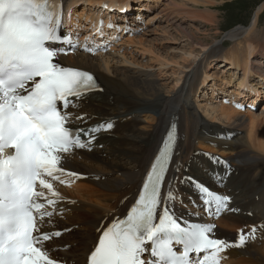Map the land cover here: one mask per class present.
Masks as SVG:
<instances>
[{"label": "bare ground", "instance_id": "1", "mask_svg": "<svg viewBox=\"0 0 264 264\" xmlns=\"http://www.w3.org/2000/svg\"><path fill=\"white\" fill-rule=\"evenodd\" d=\"M70 1L74 4L80 2V10L82 12L85 10V15L89 17L94 16L89 11L93 5L96 11H101L100 5H96L100 0ZM104 1L107 8L114 9L123 7L127 2V0ZM134 2H137L139 11L132 13L134 17L131 14V17L124 19L125 22L123 25L120 24L121 30L118 35L130 26L137 29L139 26L135 27L136 19H140L141 11L146 9L150 12L148 21L152 19L156 22L164 21L168 28L173 27L174 32L185 36L186 32L183 31L186 30H182L180 23L189 12L183 9V5L211 4L210 0H167L161 13L159 0ZM104 13L108 14L107 11ZM190 13L200 22L206 23L200 14L191 10ZM114 16L119 18L115 14ZM258 17V12H255L250 23L251 28L256 24ZM214 18V16L208 17V23H211L209 25L213 24L210 20ZM249 30L244 32L245 38L236 46L224 52L223 60L218 63L216 61L219 52L211 50V47L219 50V46L208 43L209 39L204 43L197 42L201 45V53L205 56L200 63L195 64L175 63L176 65L172 66L168 56L161 57V54H154L142 48L141 50L146 51L151 58L141 64L135 56L142 60L144 57L142 51L138 53L134 48L125 47L123 40L112 49L114 52L111 54L105 51H102L104 53L89 52L85 46H82L66 57V64L94 72L101 87L100 91L92 92L80 101L76 115L83 114L85 119L75 122V127H81L85 121L87 123L84 126L114 120L115 126H119L115 129L120 131L112 130L104 135L99 134L97 142L93 144H101L102 149L73 150L67 156L65 171L58 172L64 177V184L69 185L66 192H63L64 189L61 187L57 189L56 186H52L61 197L57 207L58 210H63V214L53 217V224H46L43 230L70 228L59 239L47 243L48 247H56L57 251L53 255L61 258V264H83L86 254L94 244L98 229L105 228L109 220L123 213L130 204L136 186L150 162L152 153L161 139L162 130L166 128L171 115L179 118L181 122L178 128L176 155L166 174L169 180L167 191L171 188L173 193L175 192V198L171 201L173 205L182 209L186 215L196 216L203 224H214L216 237L230 242L238 240V228L257 222L264 223V111L260 109L258 111L256 108L257 103L264 96L262 88L264 71L260 67L264 65V42L249 38L246 35ZM239 33L238 28H232L224 36L231 38ZM133 40L126 38V42L130 44H134ZM138 40L144 46L145 40L140 39V36ZM179 44L182 45L179 58L185 61L193 55L190 52L194 49V44L189 36L180 39ZM258 54L261 58H258ZM248 67L252 86L246 85L247 82L242 81V75L240 76V71ZM210 68L216 69L217 72L221 68L223 70L215 76L208 73ZM218 80L221 81L220 84ZM209 81L211 85H208ZM225 81L235 87L230 89L221 87ZM205 85L211 88V95L219 90L220 97L215 96L211 99L212 96L200 95L206 91ZM244 86L246 91H253L257 96L242 91ZM239 93H242V96L236 95ZM225 96H229L228 101L235 100L241 106L249 104L254 106L256 112L243 107V110L235 109L237 105L234 108L228 103H223L222 98ZM216 159L220 162L216 163ZM229 162L232 163V167L236 166L232 175L229 173L232 168ZM243 170L248 172L253 181L244 193L247 198L244 205L241 200L235 201L236 194L231 192L234 189L232 184L225 187L223 192L222 189L220 190L230 197L229 208L236 206L240 211L247 210L248 213L253 214L252 217H249L247 212L210 215L209 211L194 208L192 201L190 203L193 207L186 205L185 198L180 196V194H190V200L195 203L200 197L196 188L192 187V180L198 181L200 178L207 180V175L210 174L208 178L222 186L225 172L228 174V179L232 180ZM69 172L77 175H69ZM225 181L227 185L226 178ZM200 184L212 191L220 192L207 181H201ZM39 189L48 197L51 196L48 189L41 188L40 185ZM78 195L84 196L86 200L77 202L75 197ZM185 206L187 210L184 209ZM259 233V237H262L261 241L248 239L243 248L227 249L224 255L226 262L264 264V231Z\"/></svg>", "mask_w": 264, "mask_h": 264}, {"label": "snow or ice", "instance_id": "2", "mask_svg": "<svg viewBox=\"0 0 264 264\" xmlns=\"http://www.w3.org/2000/svg\"><path fill=\"white\" fill-rule=\"evenodd\" d=\"M61 27L59 0H0V264H61L53 255L56 247L46 242L62 232L43 230L53 224L61 197L43 177L58 179L54 174L65 171L74 149L91 150L96 134L113 127L110 120L95 127L71 126L85 119L76 111L98 85L89 71L59 61L61 50L50 45L66 39L59 34ZM175 139L173 125L135 203L125 217L98 229L86 264H220L227 249L243 248L249 238L255 239L240 230L238 240L230 242L216 237L214 224L182 226L177 221L168 206L173 191L162 192ZM5 148L12 154L5 156ZM37 181L56 199L38 191ZM193 183L210 215L226 208L229 197ZM199 253L204 255H190Z\"/></svg>", "mask_w": 264, "mask_h": 264}, {"label": "rangeland", "instance_id": "3", "mask_svg": "<svg viewBox=\"0 0 264 264\" xmlns=\"http://www.w3.org/2000/svg\"><path fill=\"white\" fill-rule=\"evenodd\" d=\"M210 1H211V4L207 5V6H195L191 3H186V5H183V9L187 10V12H189L188 14H186L187 15L186 18L183 19V21L180 23V27L183 28L182 30H186V31H183V32H186L185 36L182 34L179 35L176 32H174L172 29L173 27L168 28L165 25L164 21L159 20L156 22V20H153V19L148 21L149 16H150V12H148L146 9H143L141 11L142 16L140 17V19H136V22H135L137 25L135 27H138V26L139 27L137 29H133L134 32L131 33L130 36H128V35H127V37L122 36L121 40L125 41V44H124L125 47L134 48L135 50L138 51V53L140 51H142L141 50V48H142L143 50H146V51L150 50L154 54H161L162 55L161 57H165V56L167 57L168 56L169 61H171V65L175 66L176 65L175 63H179L178 65H187L189 62L191 64L200 63L201 60L204 58L205 54L201 53V49H200L201 45L198 44L197 42L201 41L204 43V41L206 39L207 40L209 39L208 43H211L212 45H218L219 46V50L214 49V47H211V50L219 52L218 53V60L216 61L218 63V62L223 60L222 55L224 54V52L228 48L236 46L239 41H241L243 38H245L244 32H246L247 30H249L251 28L252 25H250V23H251L252 17L255 14V12H258L259 17H258L256 24L253 25V27L246 33V35H248L249 38H251L255 41L264 42V0H210ZM162 2L167 3V0H162L161 3ZM259 6H261L260 9H259ZM164 7H165V5H163V4L160 5V11H162L161 13H163ZM190 10H191V12L196 13V14H200L202 17H204V21H206V23L205 22L202 23V22H200L199 19H196L190 13ZM205 16H206V19H205ZM210 16L215 17L214 19L210 20L213 23L212 25H209L211 23H208V17L210 18ZM129 17H131V16H129ZM232 28H238L240 30V33L235 37H231V38L225 37L224 34ZM146 31H148V32L145 33ZM183 32H181V33H183ZM122 34H123V32H122ZM134 36H135V38H134ZM139 36H140V39L145 40L144 46L138 42ZM179 36H183V37L180 38ZM188 36L191 38V40L194 44V49L190 52L193 55L191 57H189L187 60L183 61L182 58L181 59L179 58L180 57V51L182 48L181 47L182 45L179 44V42H180V39H185V37H188ZM126 38L134 39L133 40L134 44H130L129 42H126ZM137 44H139L141 47H139ZM241 44L242 43H239V45H241ZM197 45H199V46H197ZM146 51L141 52L142 55H144L142 60L137 58V56H135V59H137V61H140L141 64L146 63L148 61V59L151 58V56H149ZM258 56H260V54H258ZM263 60H264V58H263ZM173 61H177V62H173ZM225 67H223L224 70H226ZM260 67H262V70L264 71V69H263L264 65H261ZM223 68L219 69L218 72H220V70H223ZM218 72L214 68L213 69L210 68L208 70L209 74H211V75L215 74V76L220 74ZM263 74H264V72H263ZM217 82H218V84H220L219 82H221V81L218 80ZM208 85H211L210 81L208 82ZM231 88H234V87H231ZM211 91H212L211 88L207 87L206 91H204L203 93H200V95L202 94V96H203L205 94L208 97L212 96ZM215 96L220 97L219 90H216V93L213 94V97H215ZM228 98H229V96H225L222 99L227 100ZM202 99H203V97H202ZM211 99H212V97H211ZM261 100L264 103V96L261 97ZM259 103H257L258 107H256L258 111L261 107V105ZM249 106H250V104L248 106L242 105V107L244 109L248 108V109H250V111L256 112V109L254 108V106L252 108ZM260 111H261V109H260ZM229 165L232 167L231 162H229ZM207 173H209V172L207 171ZM225 174H226L225 177L223 176L224 178L222 181V186H221V184L217 185L214 181L210 180L208 178V176L210 174L207 175V180L200 178V179H198V182L200 183L201 181H207L209 184H211L213 187L218 189L220 192H221L220 189H222V192H223L225 187L232 184L234 186V189L231 192L236 194V195H234L235 201L240 202V200H241L243 205H244L245 201L247 200L244 193L246 192L247 188L253 184L251 176L248 174V172L246 170L241 171L237 175V177H235L232 180L228 179V174L226 172H225ZM231 175H230V177H231ZM202 176H205V175L202 174ZM225 178H226V180H228L227 185H226ZM51 184H52V186H56L57 189H58V187H60L58 185H53V183H51ZM62 189H64L63 192H66L68 188L67 189L62 188ZM180 196L184 197V195H181V194H180ZM75 200L77 202L85 201L86 198H84V196H82V195H78V197H75ZM185 203H186V205L193 207V205H191V203H190V199H188L186 201V198H185ZM195 207L196 206H194V208ZM184 209L187 210L186 206L184 207ZM223 215H227V214L224 213ZM235 216H237V215H235ZM194 219H195V221H198V218H196V216H194Z\"/></svg>", "mask_w": 264, "mask_h": 264}]
</instances>
